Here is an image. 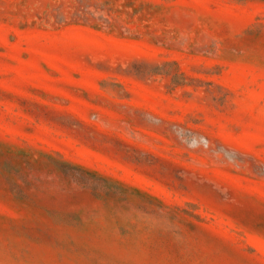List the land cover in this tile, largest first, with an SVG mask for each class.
Returning <instances> with one entry per match:
<instances>
[{
	"label": "rangeland",
	"instance_id": "374dc122",
	"mask_svg": "<svg viewBox=\"0 0 264 264\" xmlns=\"http://www.w3.org/2000/svg\"><path fill=\"white\" fill-rule=\"evenodd\" d=\"M0 264H264V0H0Z\"/></svg>",
	"mask_w": 264,
	"mask_h": 264
},
{
	"label": "water",
	"instance_id": "95a60500",
	"mask_svg": "<svg viewBox=\"0 0 264 264\" xmlns=\"http://www.w3.org/2000/svg\"><path fill=\"white\" fill-rule=\"evenodd\" d=\"M136 60L137 59H133L132 68L136 69L137 73H139L142 70H148V69L152 70L154 73L156 72V68L153 67L152 65H149V67H147L148 61L142 60V61L137 62ZM132 68L130 67V68L126 69V73H130ZM153 72L150 73V76L153 74ZM135 75H137V74H135Z\"/></svg>",
	"mask_w": 264,
	"mask_h": 264
}]
</instances>
